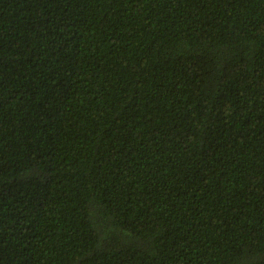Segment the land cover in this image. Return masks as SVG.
Returning <instances> with one entry per match:
<instances>
[{
    "label": "trees",
    "instance_id": "1",
    "mask_svg": "<svg viewBox=\"0 0 264 264\" xmlns=\"http://www.w3.org/2000/svg\"><path fill=\"white\" fill-rule=\"evenodd\" d=\"M0 264H264V0H0Z\"/></svg>",
    "mask_w": 264,
    "mask_h": 264
}]
</instances>
